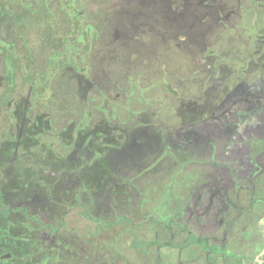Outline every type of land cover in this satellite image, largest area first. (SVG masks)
Masks as SVG:
<instances>
[{"label":"rangeland","instance_id":"1","mask_svg":"<svg viewBox=\"0 0 264 264\" xmlns=\"http://www.w3.org/2000/svg\"><path fill=\"white\" fill-rule=\"evenodd\" d=\"M28 1L0 0V21L19 15V8L24 7V3L27 6ZM49 1V5L54 3L53 8L57 11L54 34L59 43L49 38L47 42L42 40L47 39L46 33L42 32L43 27L35 37L33 32L31 37L22 36L29 43L27 55L20 49L22 42L16 43L15 52L12 47L7 48L13 51L14 56L17 55L21 69L9 67L4 62L1 51L6 38L4 31L0 30V39L5 41L0 48L1 132L16 127L17 120H9L8 116L22 98L30 99L28 109L32 115L49 113L53 126L51 132L58 135L57 138L48 137L47 142L53 148L63 142L59 135L68 129L71 123L68 117L76 123L83 111L92 117L90 120L94 123L106 117L108 121L112 119L111 122L117 118H145L159 125V133L164 136L171 126L180 127L185 123L181 118L183 101L194 102L198 107L207 103L219 105L222 109L239 100L264 104V90L255 97L239 95L233 99L223 98L220 91L225 86L229 90L239 85L244 88L256 80L257 85L262 83L264 89V43H245L246 33L240 27L234 37V33L227 30L221 39H217L215 35L219 30L215 25L202 35L205 24L193 19L192 9L196 5L193 0H165V7L159 0H64L63 7L59 8H55L58 1ZM204 3L206 0L201 4ZM254 10H260V13L257 12L253 18L246 16V22L241 26L251 25L253 34H261L264 38V13L260 8ZM162 14L166 21L160 22ZM234 20L236 22L237 17ZM75 21L76 24L73 23ZM164 22L166 33L163 36L160 23ZM204 36L210 43H202ZM31 43H47V47L43 45L46 56L59 49L66 55L60 58V62L70 65L77 60L87 75L97 77L98 91L90 89L82 103L76 95H68L66 70L59 69L54 77L46 80L38 60L44 55H40L38 48L32 51ZM256 47L259 64L255 80L252 78L254 66L243 61L245 56L253 57ZM212 63L215 69L208 73L205 64ZM246 72L251 77L244 79L241 75ZM35 73L39 77L28 81L27 76ZM206 75L210 77L208 85L213 86L211 99L199 97V85ZM31 89L35 96L31 95ZM206 106L202 107L208 110ZM103 123L109 125L108 122ZM144 142L141 150L135 151L130 159L118 154L114 158L116 177L121 185H126L122 196L107 191L81 193L79 203L92 221L81 216L79 207L65 219L69 224L66 226L76 229L72 234H61L63 242L58 241L55 234L41 232L42 243L51 254V260L43 264H54L52 256L54 259L59 247H67L68 250L65 248L66 254L60 250L58 258L63 259L64 255L65 261L76 258L77 264H252L264 247V203H249L240 192L235 195V189L221 191L203 186L209 168L213 165L215 169L226 171L223 166L210 160L175 161L168 151L161 154L160 146L159 150L152 143V149L145 148ZM150 145L151 142L147 143L148 147ZM260 153L264 150L254 156L249 155L248 172L254 170V173L256 166L264 171V161L261 166L257 165ZM199 155L207 157L206 149ZM262 157L264 159V154ZM76 175L64 184L65 191L76 193ZM212 178L218 182L217 187H221L217 177ZM261 183L262 179H257V190L262 188ZM253 190H256L255 186ZM222 199L228 200V204ZM22 205L17 202L13 207ZM119 218L125 219L111 225L110 229L105 226ZM95 220L101 224L99 228L108 229L93 234ZM191 237L209 247L216 245L226 249L225 260L220 254L212 255L201 250L191 242Z\"/></svg>","mask_w":264,"mask_h":264},{"label":"trees","instance_id":"2","mask_svg":"<svg viewBox=\"0 0 264 264\" xmlns=\"http://www.w3.org/2000/svg\"><path fill=\"white\" fill-rule=\"evenodd\" d=\"M48 1L29 0L27 6L24 3L25 6L19 8V15L0 21V30L4 31L6 38V43L0 39V48L4 43L1 52L4 55V62L9 67L21 69L18 64L19 58L13 53L17 48L16 43L22 42L20 49L24 50L23 54H28L26 48L29 43H26L22 36L31 37L33 32L35 37L37 31L43 27L42 32L46 33L47 39L42 40L47 42L49 38L59 43L54 34L57 11L53 8L54 3L49 5L50 1ZM56 1L58 5H55V8L63 7L66 2ZM73 23L76 24L77 21ZM26 39L30 42V39ZM43 45L48 46L47 43H31L30 49L36 51L38 48L41 55ZM8 47H12L13 51L10 52ZM43 55L38 60L43 67V76H47L46 80L54 77L59 69L66 70L69 76V96L74 95L75 97L76 95L77 99L84 103L85 96L88 95L90 89L95 88L98 91L97 77L87 75L86 70L79 67L77 60H73L70 65L60 62V58L66 55L59 49L50 55L46 56L44 53ZM207 76L199 85V97L204 96L205 99H211L213 98V93H211L213 86L208 85L210 77ZM32 77L37 78L39 75L29 74L28 81H31ZM31 95L35 96L32 89ZM29 101L28 98L20 99L14 111L8 116L9 120L12 118L17 120L16 127L0 131V264H13V261L15 264L49 262L51 254L48 253L45 243H42L41 232L47 231L52 235L55 234L58 241L63 242L60 235L72 234L76 229L66 226L69 224L65 219L71 211L79 207L82 209L81 216L92 221L86 216L82 204L79 203L81 193L100 194L107 191L115 196H122L126 191V185H121L116 177L113 163L116 154L121 156L126 151L130 159L135 151L141 150L148 132L153 128H161L145 118L136 120L133 117L131 119L117 118L114 122L104 117L103 121L94 123L90 120L92 117L83 111L76 123L68 117L71 123L68 129L59 135L60 141L62 139L63 142L61 141L58 143L59 146L53 148L47 142L48 137L57 138L58 135L51 132L53 126L50 124L49 113L42 112L35 116L32 115L28 109ZM182 104L184 111L181 112V118L184 120L192 118V123L209 118L215 107V105H208L209 103L198 107L191 101H183ZM103 122H108L109 125ZM131 150L133 152L130 153ZM75 174H77L75 177H78L76 193L65 191L64 184L69 183V179ZM17 202L23 205L13 207ZM124 219L119 218L105 226L110 229L111 225L118 224ZM96 221H93L95 224L92 227L93 234L108 229L99 228L98 225L101 224ZM69 227L72 229L67 230ZM190 240L203 250L218 251L217 247H207L202 241L197 242L194 237ZM65 248L67 249V247H59V251H55L52 262L54 264H77L78 259L76 258H69V261H65L66 255L63 259L57 257L60 250L62 254L67 253Z\"/></svg>","mask_w":264,"mask_h":264},{"label":"flooded vegetation","instance_id":"3","mask_svg":"<svg viewBox=\"0 0 264 264\" xmlns=\"http://www.w3.org/2000/svg\"><path fill=\"white\" fill-rule=\"evenodd\" d=\"M159 1L163 2L164 7H165V0H159ZM193 1L196 3V5L192 9L193 10V14H192L193 19L195 20V22H201V23H203V25L205 24V26L203 28L204 30H202L203 31L202 35L206 34L211 29H213V25H215V27L219 30V33H217L215 35L217 39H221L222 38L221 35L224 34L227 30L233 32L234 34L232 35V37H234L235 33H237V29L240 27V30H243V32L246 33L245 43H264L263 42L264 38L261 36V34H259L258 36H257V33L253 34L254 29L252 28L251 25L250 26L249 25L241 26V24H243L244 21L246 22V20H245L246 16H248V17L252 16V18H253V15H256L257 12H258V14L260 13V10H254V9L260 8L263 11L262 13H264V0H206V3H204V4H201L203 0H193ZM167 10L169 11L168 7H167ZM162 15H163V19L160 20V22H163L164 20L166 21L165 15L164 14H162ZM180 15H181V13L179 12L178 16H180ZM198 16H202V17L199 18ZM234 16L237 17L236 22L234 20V18H235ZM251 23L254 25L253 21ZM180 26L181 25L179 24V27ZM164 27H165V22L160 23V28L163 29V31H162L163 33H161L163 36L166 33ZM202 41H203L202 43H210L209 39L208 40L205 39V36L203 37ZM205 49H207L206 46H205ZM208 57L209 56H207V59H208ZM203 58H205V57H203ZM244 58H246V59L243 61V63H246L248 61V62H250L252 67L254 66L252 78H254L256 80L257 79V64H259L257 62L258 61L257 60V47H256V52H254V54H253V57L245 56ZM249 58H251L250 61H249ZM205 69L208 72H210L211 69H214L213 63L208 64V66H207V64H205ZM248 73L246 72V74L241 75V76H243L244 79H247V78L251 77V76H249V77L247 76ZM238 79H243V78L239 77ZM244 85H246V84H244ZM240 86L241 85H239L237 88H239ZM242 87H243V85H242ZM254 87H257V94L258 95H260L264 90L263 84L261 83L258 86L257 80H256L253 84L247 85V87L243 88V89H245L243 91V94L242 93L235 94L233 92V90H235V89L233 88V90H232V88H231L229 90L228 86L221 87L220 91L223 94V98H226V99H233V98L238 97L239 95H241V96L244 95L245 97L249 98L250 96L251 97L257 96V95H252L253 94L252 90H255ZM240 101H243V100H239L238 103H240ZM257 104L261 105L260 103H257ZM212 106H214V104ZM216 107L217 106L214 107V110L216 109ZM182 121H184L185 123L184 124L182 123L180 127L173 126L170 129L168 128L167 129L168 132L164 136L159 133L160 132L159 128L158 129H152V131H149L148 134L146 135L144 147L152 149L153 144H154L155 147H158V146L161 147V150L158 147L161 154L164 151H168L170 154V158L171 157L174 158L175 161H179V160L182 161L183 160L182 163H184V162H186V160H190L187 157H185L179 153L173 152L172 150L169 149V146H168V135L177 133L180 130H182V131H184L185 129L187 130L189 127H192V126L200 123V122L192 123V120L190 118H187V119L182 120ZM149 142H151V145L148 147L147 143H149ZM247 146L249 149V154L254 156V154L259 153L260 150H264V141H262V142L257 141V148L255 147V144H252V143H249ZM222 154L224 156L226 154V151H222ZM263 154L264 153H260L257 156V158L262 156ZM174 163H176V162H174ZM212 163L223 166V168H225L226 171L225 170L221 171V170L215 169L214 166L212 165V167L209 168V172H206L208 175L206 176V182L203 183V186L209 187L208 189H210L211 187H215L221 191H224V190L231 191V190L235 189V192H236L235 195H238L240 192L241 197L246 196V199L249 203H250V201L251 202L257 201V202H263L264 203V171L262 169L260 170L259 168H257L256 164H255V166H256L255 172L252 173L254 171V170L252 171V169H253L252 168L251 169L252 172L250 173L246 170L247 167H245V166H241V167H237V166L234 167L233 166L234 167L233 168L231 166H226L225 163L224 164L223 163H216L215 161H212ZM217 175L220 177H218ZM211 176H213L215 178L217 177L222 188L217 187L218 185H216V183L218 184V182L213 180V178L210 179ZM257 179H262V183H261L262 188L260 190H257ZM246 184L248 185L247 187H246ZM254 186L256 188L255 191L253 190ZM200 196H201V194H199V197ZM222 200H226V199H222ZM226 202L228 204L229 201L226 200ZM244 204L245 203L243 200V205ZM263 240H264V237H263ZM196 241L200 242L199 240H196ZM203 243L206 245L205 242H203ZM193 244H195V243H193ZM195 245H197V244H195ZM197 246L201 250H203L199 245H197ZM207 247H209V246H207ZM210 247H217L218 248L217 252L212 251V250L209 251L210 254H212V255L220 254L221 257L223 258V261L225 260L224 257H225L226 249H222L220 246H216V245L210 246ZM203 251L208 252V250H203ZM225 264H227V263H225ZM236 264H240V263L237 262ZM246 264H247V262H246ZM252 264H264V247L260 253H257V256H255Z\"/></svg>","mask_w":264,"mask_h":264},{"label":"crops","instance_id":"4","mask_svg":"<svg viewBox=\"0 0 264 264\" xmlns=\"http://www.w3.org/2000/svg\"><path fill=\"white\" fill-rule=\"evenodd\" d=\"M254 88L252 95H257V87ZM244 90L240 86L235 88V93L243 94ZM243 101L246 103L232 102L223 109L218 105L209 118L187 130L168 135L169 149L190 160H210L231 167H248L250 154L247 145L264 141V104ZM187 136L190 138H184ZM204 149L207 153L205 158L199 155ZM222 151H226L224 156ZM122 155L127 156L124 152ZM261 157L257 159L260 166L264 161Z\"/></svg>","mask_w":264,"mask_h":264}]
</instances>
